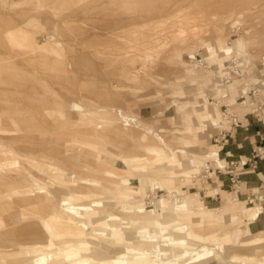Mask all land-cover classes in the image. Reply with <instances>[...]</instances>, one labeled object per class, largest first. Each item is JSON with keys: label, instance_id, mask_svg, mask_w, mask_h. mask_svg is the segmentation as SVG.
Masks as SVG:
<instances>
[{"label": "rangeland", "instance_id": "374dc122", "mask_svg": "<svg viewBox=\"0 0 264 264\" xmlns=\"http://www.w3.org/2000/svg\"><path fill=\"white\" fill-rule=\"evenodd\" d=\"M228 68L233 77L227 82ZM189 69L198 80L211 76L213 84L234 85L236 92H199L188 86L184 71ZM250 72L264 73V0H0V207L11 204L20 213L8 227L38 222L41 227L34 232L50 228L61 238L53 239L50 252H67L77 244L70 239L75 225L65 209L87 203L70 200L68 189L114 196V187H142L147 209H155L150 200L156 203L166 196L165 201L172 202L170 214L179 206L176 201L182 204L186 198L185 191L204 198L188 206L192 211L204 204L210 210L222 208L218 177L203 173L206 161L217 167L218 158V148L205 136L213 126L229 128L226 109L264 118L258 103L264 87ZM218 100L228 106L222 112ZM213 108L220 112L218 120ZM205 113L215 120L208 132L201 125ZM150 145L170 155L180 151L183 163L165 165V172L141 168L157 158ZM188 152L195 154L191 163ZM133 157L140 160H123ZM185 171L193 178H186ZM240 189L234 190L237 196L242 185ZM252 199L239 198L247 209H257L252 233H259L264 231V202ZM209 200L217 205H209ZM90 208L95 211V206ZM56 213L62 222L55 221ZM127 218L113 212L103 216L123 230L125 243L97 236L93 244L107 251L114 264L144 254L147 264H256L235 259L264 258V247L255 255L238 243L225 249L218 229L182 226L184 221L173 225L168 217L153 229ZM4 219L0 210V264H22V258L6 259L17 250L13 242H24L6 232ZM246 219L244 224L253 221ZM207 234L217 235L216 240H204ZM149 242L158 255L137 250Z\"/></svg>", "mask_w": 264, "mask_h": 264}, {"label": "bare ground", "instance_id": "6f19581e", "mask_svg": "<svg viewBox=\"0 0 264 264\" xmlns=\"http://www.w3.org/2000/svg\"><path fill=\"white\" fill-rule=\"evenodd\" d=\"M229 51L230 48H227L226 52ZM196 67L202 69L201 65H197ZM184 73L187 82H191L189 85L188 84L187 85L196 88L199 92L211 93L215 89L216 90L219 89L221 91H225L227 89V91H229V94L236 92V90L234 89L235 88L234 85L227 86L225 84H221L218 82L213 84V81L211 80V76H208L206 81L198 80L197 78H195V73L193 69L184 71ZM250 74H251V78H255L257 80L260 79L262 81L261 86L264 87V73L250 72ZM237 82L238 81H236V83ZM186 102H188V100H186L185 103ZM258 103L259 105L262 106L264 113V97H260ZM251 105L255 107L254 103H252ZM194 107H190V108L192 109L193 113L197 114L198 112L195 110ZM186 108H187L186 104L179 107L180 110H185ZM203 108L204 110H206L208 107L204 105ZM217 115H220V113L218 112ZM153 116L158 117V113L153 112ZM159 116H161V114H159ZM225 121L228 122V124L230 123L229 119L225 118ZM222 126L226 128V124L225 126L224 124ZM149 151L156 153L157 158L154 163L149 162L148 166L141 167L143 169L144 168L160 169L162 170V172H165L166 171L164 169V167H166L165 165L179 167L183 163V160H181V156L179 155V153L181 154L180 151H176L174 152V154L170 155L164 150L158 151V149L154 145L149 146ZM194 155L195 154L193 153L189 154L188 152L187 160L190 162V159L195 158ZM123 160L124 162L128 163L129 161H139L140 159H138V157H133V158H123ZM197 170H200V168ZM182 173L187 174L186 171ZM187 177L191 178L192 175L187 174ZM141 182L143 183V181ZM240 186L241 184L236 188L240 189ZM85 189L87 190L88 188L86 187ZM95 189H99L98 184L97 186H95ZM51 190L58 191L57 189H51ZM111 190L114 196L112 195L104 196L103 194L84 192L79 189L76 190L68 189L67 191L68 193L66 194L70 200L86 201L88 204L87 203L79 204L65 209V211L69 215L68 219L72 221V223H74L75 225V227H73L75 231L70 233V239L72 242L77 244L72 246V248H70V250H68L67 252H64L63 250L50 252L53 248L52 247L53 239L57 240L61 238L57 232L51 230L50 228H48L47 230L45 228L43 231H40L38 233L34 232L33 230L39 226L38 222L37 223L28 222V223H24L21 226L8 227L10 225L9 220L12 219L19 220L20 213L12 210L11 204H6L0 207V210L2 211V215L5 217L1 225L5 223L4 226H6L7 228L6 232L14 233L17 236H20L22 241L24 242L21 244L16 242L12 243L15 247H17V250L15 252L9 253L6 256L7 261L10 262L9 261L10 259L17 260L18 258H22L23 260L22 264H65L67 260L70 261L67 264H114L113 259L110 257L107 251L93 246V244L96 243L95 239H97V236L100 239H104L106 237L114 238L117 240L118 244L125 243L122 233L123 230L121 228L112 227L107 221L103 219L105 212H113L117 214L126 215L130 220H132L133 223H136L138 225L149 223L151 224L153 229L157 221L164 222L166 221V219H164L166 217L173 219V225L174 224L179 225L184 221L182 226L188 224V226L200 230L218 229L221 230L223 233L220 238V241L224 247L226 246L225 249L227 250L232 249L233 246H236L238 243L240 245V248L247 251L251 255H255L256 252L262 250L264 247L263 246L264 231H261L259 233H252L249 229V224L248 223L244 224L245 217L248 218L249 220L257 219V212L253 210L251 214H249V210L241 203L236 202L235 204L229 207L226 204H224L222 208H218L215 210H210L204 204L203 209L192 211L188 209V206L191 204L190 200L184 198L182 204H181L182 201L181 199H178L176 201L179 204V206L173 208V214H170L169 211L170 208L172 207V202L169 200L165 201L166 200L165 198H167L166 196H161V199L157 200L156 203L155 201L150 200L151 201L150 203H152L151 205L155 209L149 210L146 208L145 204L142 201L143 193H144V189L142 187L139 188L138 190L130 189L127 187H120V188L114 187ZM116 193H120V194H116ZM173 193L177 194V191H173ZM58 195L60 196V192ZM176 198H179L178 195H173V199ZM122 200L124 203H122ZM132 200H134V202H131ZM201 203H203L202 200ZM90 205L95 206V211L91 210ZM123 205L125 207V211L122 210ZM54 217H55L54 218L55 221L62 222L63 217L60 213H58ZM39 227H41V224ZM167 228L168 227L165 225L163 233L165 234L167 233ZM152 231L154 232V230ZM178 231H180V229ZM245 233L247 234V236H244ZM216 237L217 235L215 234H207L204 240L213 239V238L216 240ZM31 244H43L44 246L38 249L32 247ZM103 246L105 247L106 245L104 244ZM106 248H108V246H106ZM134 249L136 250V248H131V250ZM137 250L140 252L145 251V253H149L152 255L159 254V251H157L156 247L150 242L144 247V249L139 248ZM175 253L180 254L178 251H175ZM213 253L217 254L215 250H213ZM240 260L241 262L245 260L246 261L254 260L255 261L254 263L256 264H264L263 257L262 259H256L255 257L245 258V259L244 258L235 259V261H240ZM149 262H150L149 257H147L146 254H144L143 257L126 258L123 264H147Z\"/></svg>", "mask_w": 264, "mask_h": 264}, {"label": "crops", "instance_id": "0c3cea01", "mask_svg": "<svg viewBox=\"0 0 264 264\" xmlns=\"http://www.w3.org/2000/svg\"><path fill=\"white\" fill-rule=\"evenodd\" d=\"M211 74L215 76L214 72ZM215 91L216 89L213 90L211 93H214ZM217 91H219V89ZM216 99L217 98H210V100H216ZM219 103H221L219 106L220 107L219 110L221 112L224 106L228 107L226 104H224L225 100L224 102H219L218 100L215 104L218 105ZM197 108H200L199 105H197ZM213 112H214L215 120H218L216 117L217 112H219L218 109L213 108ZM160 114L163 115L164 112ZM151 117H152V112H151ZM151 117L145 120H148ZM201 119H202L201 125L204 127V131L208 132V128L213 126L215 120L212 121V115L210 113H205ZM239 121H240L239 127L236 129L235 133L232 134V137L229 139V142L225 145L223 150H220L214 144V139L217 136L220 127L215 128V126H213L211 132L209 133L211 137L210 136H205V137L207 138V140L210 141L212 147L215 146L218 148V152H217L218 158L216 161L217 167L222 168L225 166V163L227 162H234L239 165H244L243 167H241V172H240V184L242 185L243 190L239 191L237 196V192H234V189L232 188L230 177L224 174L220 175L218 177V182L221 183L223 196L221 199V195H219L218 199L224 201L223 205L235 204L237 202L247 207V203L239 200V198L247 199L248 197H251V198H255L257 201L264 202V118L258 115L255 117L254 114L249 113L244 116H240ZM260 148H262L261 155L256 160L254 159L255 162H251L254 153L258 151ZM211 183H213V185L215 184L214 181H211ZM191 189L196 190L197 188L192 187ZM182 192H183V196H186V198L190 200V203L196 202L198 200H204V198H196L193 194H187L185 191ZM211 192L214 193V190H211ZM208 203L211 206L217 205V202L212 200H209ZM211 209L215 210L217 208H211ZM248 210H249V214H251V212L255 210L257 212V217H258V211L255 207L248 206ZM245 221H248V219H246ZM254 221L255 220L249 221L248 223L251 232H253V229H255V227L257 226Z\"/></svg>", "mask_w": 264, "mask_h": 264}, {"label": "built area", "instance_id": "2783aa9c", "mask_svg": "<svg viewBox=\"0 0 264 264\" xmlns=\"http://www.w3.org/2000/svg\"><path fill=\"white\" fill-rule=\"evenodd\" d=\"M229 70H227L226 72V76L224 77L226 79V81H230L231 78L229 77H233V70L228 68ZM224 117L226 119H229V128H225V127H221L219 129V132L217 134V136L214 139V144L220 149L223 150L225 145L229 142V139L232 137V134L235 133L236 129L239 127L240 125V121H239V115L237 114H231L229 113V109H226L224 112ZM262 153V148H260L258 151H256L253 155V158L251 159V162H255L254 159L256 160ZM205 166L203 167V173H205L206 175L209 174H215L217 177H219L220 175H228L230 177V182L232 185V188L235 190L236 187H238L240 185V172H241V167H243L244 165H239L237 163L234 162H227L224 168L221 167H216L215 166V162L213 161H206V163L204 164ZM207 177V176H206ZM209 180L213 181V178L208 176L207 177ZM247 199L249 200H253L251 197H248Z\"/></svg>", "mask_w": 264, "mask_h": 264}]
</instances>
